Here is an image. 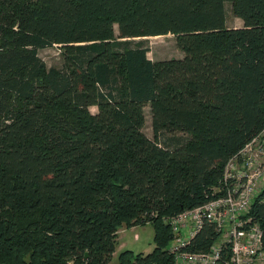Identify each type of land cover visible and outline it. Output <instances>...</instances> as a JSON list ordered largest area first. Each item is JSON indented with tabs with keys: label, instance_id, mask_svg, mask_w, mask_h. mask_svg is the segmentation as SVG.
<instances>
[{
	"label": "trees",
	"instance_id": "obj_1",
	"mask_svg": "<svg viewBox=\"0 0 264 264\" xmlns=\"http://www.w3.org/2000/svg\"><path fill=\"white\" fill-rule=\"evenodd\" d=\"M167 33L182 57L149 59ZM53 44L61 69L37 54ZM263 125L264 0H0V264H174L165 218L218 195ZM141 216L152 248L110 263ZM247 216L264 246V185ZM218 235L204 221L186 248Z\"/></svg>",
	"mask_w": 264,
	"mask_h": 264
},
{
	"label": "built area",
	"instance_id": "obj_2",
	"mask_svg": "<svg viewBox=\"0 0 264 264\" xmlns=\"http://www.w3.org/2000/svg\"><path fill=\"white\" fill-rule=\"evenodd\" d=\"M223 167L214 189L218 195L165 218L173 231L168 251L174 264H217L226 248L224 264H264L261 228L247 216L252 199L264 185V125ZM204 221L215 224L218 237L205 250H188L186 244Z\"/></svg>",
	"mask_w": 264,
	"mask_h": 264
},
{
	"label": "rangeland",
	"instance_id": "obj_3",
	"mask_svg": "<svg viewBox=\"0 0 264 264\" xmlns=\"http://www.w3.org/2000/svg\"><path fill=\"white\" fill-rule=\"evenodd\" d=\"M228 5L229 4L226 3L225 23L232 26L241 24V21L238 18L231 15ZM114 29L116 31V26H114ZM139 38L140 37H135V39ZM143 39H145L144 45L148 47L146 55L151 60L166 59V57L180 58L183 55V52L179 48H177L174 40V35H172L171 33L147 36ZM37 54L44 61L47 67H57L59 69L62 68V55L58 45L53 44L41 47V49L38 48ZM89 109L91 112L97 111L95 106H89ZM143 109L145 121L142 126V132H144L147 137L152 138L153 135L150 124V110L148 104H146ZM256 185H259V183H257ZM140 218L141 219L135 221L131 226H122L121 228H119L117 233H115L116 245L115 250L111 255V259L109 261L110 263H113L115 261L118 253L124 248H129L133 252H146L152 248V225L148 221L142 220V216Z\"/></svg>",
	"mask_w": 264,
	"mask_h": 264
},
{
	"label": "crops",
	"instance_id": "obj_4",
	"mask_svg": "<svg viewBox=\"0 0 264 264\" xmlns=\"http://www.w3.org/2000/svg\"><path fill=\"white\" fill-rule=\"evenodd\" d=\"M225 6H226V4H225ZM229 8V7H228ZM230 11V10H229ZM231 13V12H230ZM232 15V14H231ZM236 18H238L240 21H241V24H239V25H236V26H232V25H229V24H226L227 25V27L228 26H232V27H239V26H241L242 25V20L239 18V17H236Z\"/></svg>",
	"mask_w": 264,
	"mask_h": 264
}]
</instances>
